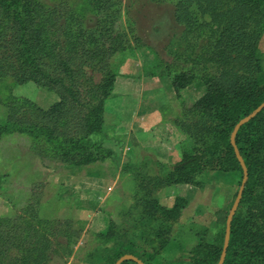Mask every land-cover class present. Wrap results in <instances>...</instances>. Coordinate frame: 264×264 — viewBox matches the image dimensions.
Segmentation results:
<instances>
[{"label":"trees","instance_id":"trees-1","mask_svg":"<svg viewBox=\"0 0 264 264\" xmlns=\"http://www.w3.org/2000/svg\"><path fill=\"white\" fill-rule=\"evenodd\" d=\"M89 4L93 11H103L116 9L120 0H89ZM80 15L65 2L0 0V78L10 77L16 84L32 81L57 95L46 108L23 96L0 97L5 107L0 139L23 136L43 163L54 162L71 174L111 157V150L101 143L104 104L113 95L114 59L130 47L115 26L119 14L106 13L96 26H86ZM172 16L179 35L191 40L197 52L174 55L169 62L160 60L151 70L170 75L174 91L197 78L203 82L204 92L191 106L182 104L173 120L191 145L170 167L154 160L164 169L160 175L128 166L133 169L137 200L121 213L118 223L109 218L97 233L91 263L99 255V263L114 264L124 254L145 264L157 263L166 243L159 239L162 229H171L186 203L177 197L172 207L162 206L154 197L158 189L178 183L200 186L198 176L209 170L239 171L237 191L242 180L243 169L230 136L235 124L264 101V52L258 46L264 31V0H175ZM133 39L136 45L146 46L138 37ZM153 71L149 73L156 75ZM235 143L248 174L222 264H264V108L239 127ZM88 171L97 170L88 167ZM30 186L34 192L39 184ZM16 191L27 194L26 189ZM33 198H28L25 212L39 223L35 194ZM228 213L215 210V221L224 226L221 244L201 242L206 235L201 229L190 264H217ZM17 221L19 215L0 218V255L16 250L6 264H25L24 244L34 225H28L29 232ZM54 223L56 229L62 226L60 233L78 237L83 222L55 219ZM120 264L138 263L125 259Z\"/></svg>","mask_w":264,"mask_h":264},{"label":"rangeland","instance_id":"rangeland-1","mask_svg":"<svg viewBox=\"0 0 264 264\" xmlns=\"http://www.w3.org/2000/svg\"><path fill=\"white\" fill-rule=\"evenodd\" d=\"M39 1L45 4L65 2L75 13L82 15L80 17H83L86 26H96L106 13L119 14L115 26L129 42V49L135 53L131 58L135 68L148 59V54L149 57L153 55L154 64L143 68V72L146 73L153 71L151 68L159 64L160 60L169 62L174 55H193V52H197V48L193 49L191 46L192 41H185L174 26L172 13L175 0H120L116 9L103 11L90 9L89 0ZM133 37H138L146 46L136 45ZM258 46L264 52V31ZM150 48L156 51L157 57ZM122 54L118 53L114 59L117 71L123 64L120 61L124 57ZM168 78L170 79V75ZM194 81L202 82L199 78ZM8 95L27 97L43 108L48 107L50 100L54 102L57 99L53 91L32 81L16 84L10 77L0 78V97L4 99ZM4 116L5 107L0 102V123H3ZM142 153L144 155L141 160L139 157L138 161H132L135 154L129 155V152L121 154L120 176L114 181L106 182L104 190L101 181L99 184L92 181L88 185L89 181L76 176L74 178L71 173L61 169L54 162H48L46 165L28 149V142L23 136L15 134L2 137L0 218L19 215L20 221L17 222L27 226L29 232L28 225L31 223L34 225L30 237L24 244L25 256L22 261H25V264H103L99 263L101 260L99 255L95 256L93 263L89 260L96 254L97 233L105 229L109 218L118 223L121 220V213L130 210L137 200L132 177L133 169L128 166L137 165L138 169L150 175H160L158 172L164 171L162 167L158 168L153 163L152 153L149 154L148 151ZM239 176V171L209 170L198 176L200 186L182 183L185 186L184 192H181L183 196L177 194L174 187L165 192L164 188H160L155 192L154 197L159 204L168 208L174 205L177 197L186 200L180 208L176 222L171 224V229H162L159 239L166 240V243L159 251L156 264H190L194 254L193 248L199 238L197 234L201 229V234L203 231L206 233L205 237L200 239L201 242H208L207 239L209 242L221 244L224 226L215 221V210L219 208L230 210ZM31 183L39 184L34 192L29 191ZM92 187L99 189L93 191ZM22 189H26L27 194L16 191ZM34 194L38 202L37 216L41 220L39 223L30 219L29 214L25 212L28 198L34 199ZM55 219L81 220L82 229L78 237L60 233L62 226L56 229ZM126 225L131 223L127 222ZM131 232L134 233L133 230ZM6 252L7 255H0V261L4 264L8 263L9 257L14 255L16 250L9 249Z\"/></svg>","mask_w":264,"mask_h":264},{"label":"crops","instance_id":"crops-1","mask_svg":"<svg viewBox=\"0 0 264 264\" xmlns=\"http://www.w3.org/2000/svg\"><path fill=\"white\" fill-rule=\"evenodd\" d=\"M144 52L147 55L146 50ZM122 53L124 57L120 61L123 64L118 71L114 64L116 78L113 95L105 101L103 112L101 143L111 150V157L103 163L85 166L72 174L74 178L76 176L89 181L88 185L92 181L98 182L96 184L101 181L104 190L106 182L114 181L120 176L122 164L119 156L126 152L129 155L135 154L132 161H138L144 155L142 151H148L149 154L152 153L153 160L166 167L180 160L191 142L173 120L180 114L182 104L191 106L205 89L203 82L194 81L185 88L174 91L167 75L143 72V68L154 64L153 55L150 54L149 57L148 54V59L138 63L135 68L131 60L135 55L133 50L128 49ZM52 102L50 100L49 105ZM88 167L97 171L89 172ZM171 187L177 190V194L184 195L181 193L185 189L182 183L163 187L164 192ZM91 189L96 191L99 188Z\"/></svg>","mask_w":264,"mask_h":264},{"label":"water","instance_id":"water-1","mask_svg":"<svg viewBox=\"0 0 264 264\" xmlns=\"http://www.w3.org/2000/svg\"><path fill=\"white\" fill-rule=\"evenodd\" d=\"M264 108V101L261 102L254 111H252L251 113H249L248 115L244 116L243 118H241L234 126L231 136H230V142L234 148V152L235 155L240 163V165L242 166L243 169V176H242V180L239 186V189L237 191L236 197L231 205V208L229 210V213L227 215L226 218V222H225V233H224V240H223V245H222V251L219 257V260L217 262V264H222L225 258V254H226V249L228 246V242H229V236H230V223L232 220V217L234 215V213L236 212V209L239 205L241 196H242V192H243V188H244V184L245 181L247 179V167L246 164L242 158V156L240 155V152L237 148V145L235 143V135L237 130L239 129V127L244 124L245 122H247L248 120H250L251 118H253L258 112H260L262 109ZM125 259H132L134 261H136L138 264H145L144 262H142L140 259H138L137 257L133 256L132 254H124L121 257H119L116 262L114 264H120L123 260Z\"/></svg>","mask_w":264,"mask_h":264}]
</instances>
